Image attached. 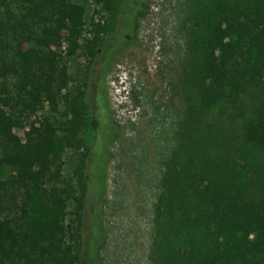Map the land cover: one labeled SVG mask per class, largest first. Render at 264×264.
Returning <instances> with one entry per match:
<instances>
[{"label": "trees", "instance_id": "obj_1", "mask_svg": "<svg viewBox=\"0 0 264 264\" xmlns=\"http://www.w3.org/2000/svg\"><path fill=\"white\" fill-rule=\"evenodd\" d=\"M84 1L116 27L93 24L85 39L82 5L0 0V264H102L100 207L119 134L110 112L99 114L118 42L107 37L119 29L131 40L143 7ZM191 9L152 262L264 264V0H192ZM82 52L89 65L78 80L69 63ZM87 128L98 137L66 178L63 155L83 147Z\"/></svg>", "mask_w": 264, "mask_h": 264}, {"label": "rangeland", "instance_id": "obj_2", "mask_svg": "<svg viewBox=\"0 0 264 264\" xmlns=\"http://www.w3.org/2000/svg\"><path fill=\"white\" fill-rule=\"evenodd\" d=\"M86 10V33L93 24L107 29L116 27L112 14L92 1L71 0ZM192 0H139V14L131 40L129 33L115 29L108 39L118 42L115 62L106 77L101 118L110 115L119 126V134L110 147L107 191L100 207L104 245L102 264H153L156 250V208L162 194L166 163L177 145L178 112L176 83L187 52L183 21L189 15ZM118 12V8H117ZM109 30V31H110ZM89 58L69 63L76 79H82ZM92 86L93 102L98 91ZM101 88V86H100ZM108 108V109H107ZM61 123V119L57 120ZM98 131L82 133L83 147L65 151L64 176L80 172L84 148L91 147ZM94 150V147L93 149ZM73 207L68 209L70 225Z\"/></svg>", "mask_w": 264, "mask_h": 264}]
</instances>
